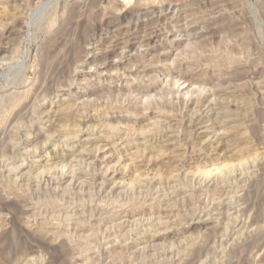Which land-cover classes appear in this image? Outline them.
Masks as SVG:
<instances>
[{"label":"rangeland","instance_id":"374dc122","mask_svg":"<svg viewBox=\"0 0 264 264\" xmlns=\"http://www.w3.org/2000/svg\"><path fill=\"white\" fill-rule=\"evenodd\" d=\"M0 151V264H264V0H0Z\"/></svg>","mask_w":264,"mask_h":264},{"label":"bare ground","instance_id":"6f19581e","mask_svg":"<svg viewBox=\"0 0 264 264\" xmlns=\"http://www.w3.org/2000/svg\"><path fill=\"white\" fill-rule=\"evenodd\" d=\"M77 1H78V0H77ZM83 1H84V0H83ZM91 1H92V0H91ZM166 1H167V0H166ZM52 2H53V1H52ZM65 3H66V2H65ZM68 3H69V2H68ZM77 4H78V3H77ZM82 9H83V8H82ZM107 9H108V8H107ZM20 10H21V9H20ZM2 12H3V11H2ZM79 12H80V11H79ZM17 14H18V13H17ZM62 14H63V13H62ZM74 14H75V13H74ZM77 14H78V13H77ZM77 14H76V16H77ZM122 16H123V15H122ZM68 17H69V16H68ZM72 17H73V16H72ZM77 17H78V16H77ZM15 18H16V17H15ZM122 18H123V17H122ZM7 19H8V18H7ZM73 19H74V18H73ZM120 19H121V18H120ZM112 21H113V20H112ZM5 22H6V21H5ZM116 22H118V21H116ZM72 24H74V23H72ZM111 24H112V23H111ZM63 26H64V25H63ZM111 26H112V25H111ZM115 26H117V25H115ZM117 27H118V26H117ZM119 27H120V26H119ZM112 30H113V29H112ZM117 30H118V29H117ZM117 30H116V31H117ZM114 31H115V30H114ZM120 31H121V30H120ZM115 37H116V36H115ZM117 39H118V38H117ZM118 40H119V39H118ZM94 44H95V43H94ZM127 44H128V43H127ZM129 45H130V44H129ZM127 46H128V45H127ZM113 47H114V46H113ZM128 47H129V46H128ZM130 47H131V46H130ZM116 48H117V47H116ZM126 55H127V54H126ZM49 58H50V57H49ZM122 58H123V57H122ZM126 58H127V57H126ZM55 59H56V58H55ZM65 60H66V59H65ZM47 61H48V60H47ZM53 61H54V60H53ZM56 61H57V60H56ZM54 62H55V61H54ZM66 62H67V61H66ZM55 63H56V62H55ZM56 64H57V63H56ZM62 64H63V63H62ZM48 71H49V70H48ZM50 71H52V70H50ZM53 71H54V70H53ZM112 72H114V70H113ZM117 72H118V71H117ZM10 73H11V72H10ZM61 73H62V72H61ZM7 75H8V74H7ZM17 75H19V74H17ZM17 75H15V76H17ZM57 76H58V75H57ZM59 77H60V76H59ZM13 78H14V77H13ZM18 78H19V77H18ZM45 78H46V77H45ZM37 79H38V78H37ZM37 79H36V80H37ZM42 79H43V78H42ZM9 80H10V79H9ZM12 81H13V80H12ZM37 82H38V81H37ZM174 83H175V82H174ZM186 83H187V82H186ZM13 86H14V85H13ZM29 86H30V84H29ZM45 86H46V85H45ZM49 86H50V85H49ZM175 86H176V85H175ZM19 87H20V86H19ZM200 87H201V86H200ZM28 88H29V87H28ZM36 88H37V87H36ZM65 88H66V87H65ZM200 89H201V88H200ZM204 89H205V88H204ZM29 90H30V89H29ZM37 90H38V92H39V89H37ZM17 91H18V90H17ZM17 91H16V95H17L18 98H19L18 101H20V100H22L23 97H25V96H24V93H25V92H22L21 90L18 91V92H17ZM29 92H30V91H29ZM29 92H28V94H29ZM34 92H35V91H34ZM41 92H43V91L41 90ZM35 93H36V92H35ZM216 93H217V92H216ZM39 94H40V93H39ZM39 94H38V95H39ZM58 94H59V93H58ZM34 95L36 96V94H34ZM212 96H213V95H212ZM5 97H6V96H5ZM21 97H22V98H21ZM84 97H85V96H84ZM34 98H35V97H34ZM37 98H38V97H37ZM15 99H16V98H15ZM208 99H209V98H208ZM208 99H207V100H208ZM8 100H9V99H8ZM77 100H78V99H77ZM207 100H204V101L207 102ZM202 101H203V100H202ZM223 101H224V100H223ZM191 102H192V101H191ZM208 102H209V103H208V106H207V107L210 108V107H211V104H212V102H213V100L210 101V99H209ZM224 102H225V101H224ZM224 102H223V103H224ZM6 103H7V102H6ZM63 103H64V102H63ZM63 103H61V104H63ZM195 103H196V102H195ZM85 104H86V103H85ZM196 104H197V103H196ZM204 104H205V103H204ZM204 104L202 105V107L204 106ZM29 105H32V104H29ZM50 105H51V104H50ZM70 105H71V104H70ZM72 105H74V104H72ZM187 105H188V104H187ZM220 105H221V104H220ZM7 106H8V105H7ZM52 106H53V105H52ZM52 106H51V109H50V110L47 111V109H46V111H47V112H46V113H47L46 115H50V113H52V111H51V110H53V109H52V108H53ZM58 106H59V105H58ZM65 106L68 107L69 105H66V104H65ZM82 106H83V105H82ZM195 106H196V105H195ZM195 106H194V108H196ZM197 106H198V104H197ZM216 106H217V104H216ZM38 107H39V106H38ZM60 107H61V106H60ZM60 107H59V108H60ZM62 107H63V106H62ZM86 107L88 108V104H87ZM205 107H206V106H205ZM223 107H224V105H223ZM223 107H222V109H223ZM27 108H29V107H27ZM27 108H26V109H27ZM48 108H49V107H48ZM64 108H65V107H64ZM77 108H78V107H77ZM77 108H76V109H77ZM84 108H85V106H84ZM212 108H213V106H212ZM216 108H217V107H216ZM225 108H226V107H225ZM13 109H14V108H13ZM26 109H25V110H26ZM29 109H30V108H29ZM29 109H28V110H29ZM56 109H58V108H56ZM66 109H67V108H66ZM76 109H75V111H77V113H78V112L80 111V109H81V110L83 109V107H81V108L79 109V111L76 110ZM191 109H192V108H191ZM214 109H215V108H214ZM218 109H219V108H218ZM218 109H217V110H218ZM28 110H27V112H28ZM30 110H31V109H30ZM30 110H29V113H30ZM59 110H60V109H59ZM67 110H68V109H67ZM87 110H88V109H87ZM95 110H97V109H95ZM101 110H102V109H101ZM195 110H196V109H195ZM199 110H200V109H199ZM207 110H209V109H206V111H207ZM224 110H225V109H224ZM14 111H15V110H14ZM42 111H43V110H42ZM61 111H62V110H61ZM75 111H74V112H75ZM84 111H85V110H84ZM84 111H83V112H84ZM92 111H93V109H92ZM92 111H91V113H92ZM204 111H205V110H204ZM222 111H223V110H222ZM25 112H26V111H25ZM55 112H57V111H55ZM59 112H60V111H59ZM65 112H66V111L64 110V113H65ZM74 112H72V114H73ZM81 112H82V111H81ZM83 112H82V113H83ZM93 112H95V111H93ZM219 112H220V111H219ZM22 113H23V112H22ZM22 113H21L20 116H22ZM64 113H63V114H64ZM66 113H67V112H66ZM68 113H69V112H68ZM77 113H76V116H74L75 118L77 117ZM97 113H98V112H97ZM220 113L222 114V112H220ZM225 113H226V112H224V114H225ZM23 114H24V113H23ZM55 114H56V113H55ZM55 114H54V115H55ZM58 114H60V113H58ZM83 114H84V113H83ZM83 114H82V116H83ZM89 114H90V113H89ZM94 114H95V113H94ZM199 114H200V113H199ZM202 114H204V113H202ZM202 114H200V115H202ZM205 114H206V113H205ZM205 114H204V115H205ZM209 114H210V113H209ZM215 114H216V113H215ZM224 114H223V115H224ZM9 115H10V114H9ZM18 115H19V113H18ZM51 115H52V114H51ZM64 115H65V114H64ZM64 115L62 116V113H61V116H62L63 118L66 117V116H64ZM70 115H71V114H70ZM87 115H88V112H87ZM200 115H199V116H200ZM211 115H212V114H211ZM219 115H220V114H219ZM16 116H17V115H16ZM27 116H28V113H27ZM68 116H69V115H68ZM82 116H79V117H81V122H83V124H82L83 126H84L87 122H89V121L92 119V116H91V117H90V116H86V117L83 116V117H82ZM195 116H197V115H195ZM17 117H18V116H17ZM45 117H46V116H45ZM69 117H70V116H69ZM69 117H68V118H69ZM79 117H78V118H79ZM128 117H129V116H128ZM215 117H216V115H215ZM217 117H218V116H217ZM227 117H228V116H227ZM18 118H19V117H18ZM18 118H17V119H18ZM21 118H23V117H20V119H21ZM66 118H67V117H66ZM71 118H73V116H72ZM93 118H94V117H93ZM191 118H192V117H191ZM196 118H198V117H196ZM203 118L206 119L207 117L204 116ZM210 118H211V117H210ZM116 119H117V118H116ZM217 119H218V118H217ZM228 119H229V118H228ZM23 120H24V119H23ZM38 120H39V119H38ZM57 120H58V119H57ZM62 120H63V119H62ZM72 120H74V119H72ZM72 120H71V121H72ZM75 120H76V119H75ZM63 121H64V120H63ZM71 121H70V122H71ZM76 121H77V120H76ZM79 121H80V120H79ZM193 121H194V120H193ZM193 121H192L191 124H193ZM196 121H197V125H198V127L200 126V128L203 129V130H205V131L208 130L209 127H208L207 125L209 124V122H208V124L206 125L207 120H199V121L196 120ZM209 121H210V120H209ZM223 121H224V120H223ZM13 122H14V121H13ZM30 122H31V121H30ZM68 122H69V121H68ZM73 122H74V121H73ZM121 122H122V121H121ZM217 122H218V121H217ZM217 122H215V125L217 124ZM65 124H66V122H65ZM74 124L76 125V122H74ZM103 124H104V122H103ZM194 124L196 125V122H195V121H194ZM221 124H222V122H221ZM224 124H225V121H224ZM77 125H79V126H77ZM77 125H76V127L73 125V126H74L75 128H77V129L74 128L73 130H74L75 132L73 131L72 134L69 133L70 137H67V138L64 137L66 142H67V141H70V140H74V139H77V140H78L79 137H80L82 134H86V133H88V132L91 133V132H95V131H96L95 129H93V131H90V129H88V128L85 130L84 127H83L82 125L78 124V122H77ZM195 125H193V126H195ZM197 125H196V126H197ZM218 125H219V122H218ZM62 126L64 127V123L61 125V127H62ZM69 126H70V125H69ZM69 126H67V127H69ZM81 126H82V127H81ZM7 127H8V126H7ZM106 127H107V126H106ZM26 128H27V127H26ZM51 128H52V127H51ZM64 128H66V127H64ZM85 128H86V127H85ZM94 128H95V126H94ZM107 128H108V127H107ZM191 128H192V127H191ZM60 129H61V128H60ZM67 129H68V128H67ZM118 129H119V128H118ZM120 129H121V128H120ZM213 129H214V127H213ZM94 130H95V131H94ZM68 131H69V129H68ZM121 131H122V130H121ZM126 131H127V130H126ZM174 131H175V130H174ZM178 131H179V130H178ZM205 131H204V132H205ZM63 132H64V131H63ZM70 132H71V131H70ZM22 133H23V132H22ZM97 133H98V132H97ZM108 133H109V132H108ZM121 133H122V132H121ZM7 134H8V133H7ZM7 134H6V135H7ZM48 134H49V133H48ZM63 134H65V132H64ZM95 134H96V133H95ZM199 134L201 135V132H200ZM92 135H93V134H86V136H88V137H87V139L85 138V139H86L85 141H87V142L91 141V140H92V139H91V138H92ZM96 135H97V134H96ZM109 135H110V134H109ZM138 135H139V134H138ZM186 135H188V134H186ZM200 135H198V136H200ZM4 136H5V135H4ZM61 136H62V135H61ZM66 136H68V135H66ZM129 136H130V135H129ZM140 136H141V135H140ZM212 136H213V135H212ZM216 136H217V135H216ZM218 136H219V135H218ZM218 136H217V139L219 140L220 137H218ZM115 137H116V136H115ZM124 137H125V136H124ZM126 137H127V136H126ZM134 137H135V136H134ZM209 137H211V136H208L207 140H205V142L208 143V145H210V144L212 143V141H213L214 138H215V135L213 136L214 138H209ZM7 138H9V137H7ZM93 138H94V137H93ZM98 138H99V137H98ZM98 138H97V139H98ZM100 138H101V137H100ZM139 138H141V137H139ZM204 138H205V137H204ZM221 138H222V137H221ZM221 138H220V139H221ZM223 138H224V137H223ZM112 139H113V138H112ZM115 139H116V138H115ZM117 139H118V138H117ZM122 139H123V138H122ZM183 139H184V138H183ZM25 140H26V139H25ZM41 140H42V139H41ZM45 140H46V139H45ZM63 140H64V139H63ZM136 140H137V139H136ZM136 140H135V141H136ZM218 140H217V141H218ZM48 141H51V140H48ZM121 141H122V140H121ZM127 141H128V140H127ZM137 141H138V140H137ZM137 141H136V142H137ZM141 141H142V140H141ZM168 141H169V140H168ZM52 142H53V141H52ZM60 142H61V141H60ZM132 142H133V141H132ZM138 142H139V141H138ZM173 142H174V141H173ZM127 143H128V142H127ZM140 143H141V142H140ZM202 143H203V142H202ZM221 143H223V142H221ZM227 143H228V145L230 144V142H228V139H227ZM31 144H32V143H31ZM33 144H34V143H33ZM43 144H45V143H43ZM143 144H144V143H143ZM168 144H169V143H168ZM173 144H175V143H173ZM199 144H200V143H199ZM204 144H205V143H204ZM219 144H220V142L218 143V146H220ZM224 144H225V143H224ZM137 145H138V144H137ZM202 145H203V144H202ZM202 145H201V146H202ZM30 146H31V145H30ZM55 146H56V147H57V146L59 147V144H58V145H55ZM62 146L64 147V146H66V145H62ZM148 146H149V144H148ZM161 146H162V145H161ZM168 146H169V145H168ZM198 146H199V145H198ZM206 146H207V145H206ZM206 146H205V147H206ZM211 146H212V145H211ZM211 146H210V147H211ZM216 146H217V145H216ZM221 146H222V144H221ZM221 146H220V147H221ZM66 147H67V146H66ZM144 147H146V146H144ZM231 147H232V146H231ZM231 147H229V148H231ZM42 148H43V147H42ZM74 148H75V147H74ZM74 148H73V150H74ZM87 148H88V147H87ZM206 148H207V147H206ZM216 148H217V147H216ZM229 148L227 147L226 150H227V149L229 150ZM32 149H34V148H32ZM62 149H63V148H62ZM82 149H83V147H82ZM203 149H204V148H203ZM235 149H236V148H235ZM235 149H233V150H235ZM29 150H30V149H29ZM60 150H61V149H60ZM64 150H65V149H64ZM64 150H62V153H64V152H63ZM73 150H71V151H73ZM84 150H85V149H84ZM86 150H87V149H86ZM228 150H227V152H228ZM230 150H231V149H230ZM233 150L231 151V153L233 152ZM54 151H55V150H54ZM74 151H75V150H74ZM76 151H77V150H76ZM153 151H155V150H153ZM224 151H225V150H224ZM0 152H1V151H0ZM24 152H25V151H24ZM28 152H29V151H28ZM34 152H35V150H34ZM69 152H70V150H69L68 152H66V153H65V156H63V157L61 158V163H62V162H65V161H68V160L75 162V161H77V160L79 159V157H80L81 155H84L82 151H80V152L77 153V154H76L75 152L70 154ZM85 152H86V151H85ZM85 152H84V153H85ZM147 152H148V151H147ZM165 152H166V151H165ZM210 152H211V151H210ZM29 153H30V152H29ZM160 153H161V152H160ZM200 153H201V152H200ZM228 153H229V152H228ZM27 154H28V153H27ZM157 154H158V153H157ZM213 154H214V152H213ZM223 154H224V153H223ZM29 155H30V154H29ZM42 155H43V156H42ZM42 155H40V154H39L38 156L35 155V158H34L33 160H30L31 162H30L29 164H26V162H27L26 159H24V160L22 159V160H23V163H21V165L15 167L17 170L22 169V170L24 171V172L22 173V175H21V177L23 178V180H24V178H27V177L30 178V175H31V174H34V175L36 174L35 176H38V177L40 178V177L44 176L46 173H48V172H50V171H52V170L54 169L52 166H53V164L55 165L56 163L53 162V164H52L51 161L55 160L56 156L58 155V154L56 153V151H55V152H51V154H50V151H48L47 153H43ZM60 155H61V154H60ZM90 155H91V154H90ZM109 155H110V154H109ZM14 156H15V155H14ZM69 156H70V157H69ZM57 157H58V156H57ZM60 157H61V156H60ZM108 157H109V156H106V157H103V158L100 157L101 159H100V158H96L95 161H93V164H94L95 166L97 165L99 168H101L102 170H104V172H103L102 174H101V173H100V174L103 176V178H104L107 182H108V181H109V182L111 181V185H110V186L113 187V190H114V189H116V190L123 189L124 181H122V180L119 181V180L121 179V177H120L119 180H117V179L115 178L116 174H118V172L116 171L117 169H116V170L114 169L115 171H112V170H110L111 168H110V169L107 168L108 166L105 167V165H102L103 162H105V163L107 162V159H109ZM18 158H19V157H18ZM169 159H170V158H169ZM6 160H7V159H6ZM82 160H83V159H82ZM58 161H59V160H58ZM78 161H79V160H78ZM68 162H69V161H68ZM81 162H82V161H81ZM84 162H85V161H84ZM27 163H28V162H27ZM61 163H60V164H61ZM99 163H100V164H99ZM247 163H248V162H247ZM251 163H252V162H251V160H250V164H251ZM36 164H37V165H36ZM60 164H59V165H60ZM73 164H74V163H73ZM73 164H72V165H73ZM77 164H78V163H77ZM107 164H108V163H107ZM238 164H239V163H237V165L231 166L230 168L228 167L229 170L232 171L234 168H236V167H238V166H239V169H243V168H241V167H242V164H239V165H238ZM62 165H63V164H62ZM68 165H69V164H68ZM80 165H81V164H80ZM83 165H84V164H83ZM88 165H89V164H88ZM55 166H57V165H55ZM55 166H54V167H55ZM64 166H65V165H64ZM69 166H70V165H69ZM76 166H77V165H76ZM142 166H143V165H142ZM240 166H241V167H240ZM243 166H244V164H243ZM59 167H61V166H59ZM62 167H63V166H62ZM62 167H61V168H62ZM72 167H73V166H72ZM87 167H88V166H87ZM89 167H90V165H89ZM98 167H97V169H98ZM245 167H246V166H245ZM61 168H60V169H61ZM67 168H68V166H67ZM75 168H76V167H75ZM75 168H74V169H75ZM78 168H79V167H78ZM247 168H248V167H247ZM56 169H57V168H56ZM63 169H64V168H63ZM70 169H71V168H70ZM223 169H225V167H224ZM54 170H55V169H54ZM54 170H53V171H54ZM65 170H66V169H65ZM71 170H72V169H71ZM76 170H77V168H76ZM86 170H87V169H86ZM91 170H92V169H91ZM98 170H99V169H98ZM229 170H228V171H229ZM236 170H237V169H236ZM93 171H94V170H93ZM121 171H122V170H121ZM121 171H120V172H121ZM233 171H234V170H233ZM69 172H70V171H69ZM101 172H102V171H101ZM120 172H119V173H120ZM207 172H208V171H207ZM207 172H203V173H201V174H199V175H197V176L202 177L203 179H204V178H208V179H209L208 176L211 174V173H210L211 171H210L209 173H207ZM54 173H55V172H54ZM63 173H64V172H63ZM67 173H68V172H67ZM67 173H66V174H67ZM71 173H72V172H71ZM94 173H95V171L92 173L93 176H94ZM221 173H222V172H221ZM224 173H226V171H225ZM231 173H232V172H231ZM61 174H62V173H61ZM66 174H64V175H66ZM98 174H99V173H98ZM217 174H218V173H217ZM28 175H29V176H28ZM51 175H52V174H51ZM101 175H99V176H101ZM225 175H226V174H225ZM32 176H33V175H32ZM35 176H33V177H34V178H33L34 181H35V178H36V179H39V178H37V177H35ZM57 176H58V175H57ZM67 176H68V175H67ZM74 176H75V175H74ZM102 176H101V177H102ZM197 176H196V177H197ZM21 177H20V178H21ZM45 177H46V176H45ZM50 177H51V176H50ZM52 177H53V176H52ZM55 177H56V176H55ZM55 177H54V178H55ZM60 177H61V176H60ZM65 177H66V176H65ZM199 177H198V178H199ZM31 178H32V177H31ZM72 178H73V177H72ZM72 178H71V181H73ZM79 178H80V177H79ZM103 178H102V179H103ZM122 178H123V177H122ZM18 179H19V178H18ZM27 179H28V178H27ZM27 179H26V180H27ZM40 179H41V178H40ZM51 179H52V178H51ZM123 179H124V178H123ZM155 179H158V178H155ZM210 179H211V178H210ZM11 180H12V179H11ZM26 180H25V181H26ZM60 180H61V179H60ZM206 180H207V179H206ZM4 181H5V180H4ZM20 181H21V180H20ZM25 181H24V182H25ZM36 181H37V180H36ZM43 181H44V180H43ZM86 181H88V180H86ZM102 181H103V180H102ZM106 181H105V182H106ZM203 181H204V180H203ZM28 182H29V180H28ZM30 182H31V181H30ZM52 182H53V181H52ZM54 182H55V181H54ZM57 182H58V180H57ZM57 182H55V183H57ZM77 182H79V180H78ZM77 182H76V184H78ZM80 182H81V181H80ZM105 182H104V183H105ZM158 182H159V181H158ZM1 183H2V182H1ZM10 183H11V182H10ZM15 183H16V182H15ZM34 183H36V182H34ZM39 183H40V182H39ZM39 183H38V184H39ZM49 183H50V181H49ZM62 183H63V182H62ZM68 183H70V181H68ZM85 183H86V182H85ZM98 183H99V182H98ZM101 183H102V186H103L104 183H103V182H101ZM5 184H6V183H5ZM12 184H13V182H12ZM23 184H26V183H23ZM23 184H22V185H23ZM60 184H61V183H60ZM71 184H72V183H71ZM80 184H81V183H80ZM83 184H84V183H83ZM83 184H81V185H83ZM99 184H100V183H99ZM108 184H109V183H108ZM205 184H206V183H205ZM10 185H11V184H10ZM14 185H15V184H14ZM27 185H28V184H27ZM33 185H34V184H33ZM69 185H70V184H69ZM100 185H101V184H100ZM125 185H126V184H125ZM140 185H141V184H140ZM215 185H216V184H215ZM4 186H5V185H4ZM23 186H24V185H23ZM31 186H32V185H31ZM108 186H109V185H108ZM131 186H132V185H131ZM138 186H139V185H138ZM162 186H163V185H162ZM162 186H161V187H162ZM200 186H201V185H200ZM7 187H8V185H7ZM7 187H6V189H7ZM9 187H10V186H9ZM13 187H14V186H12V188H13ZM19 187H20V186H19ZM21 187H22V186H21ZM28 187H30V186H28ZM34 187H36V186H34ZM57 187H58V186H57ZM57 187H56V190H58ZM106 187H107V186H106ZM112 187H111V188H112ZM125 187H126V186H125ZM140 187H141V186H140ZM157 187H158V186H157ZM159 187H160V186H159ZM1 188H2V187H1ZM10 188H11V187H10ZM10 188H9V193H10V190L12 189V188H11V189H10ZM22 188H23V187H22ZM22 188H21V189H22ZM36 188H37V187H36ZM70 188H71V187H70ZM204 188H205V187H204ZM209 188H210V187H209ZM3 189H4V188H3ZM16 189H17V188H16ZM34 189H35V188H34ZM44 189H45V188H44ZM52 189H53V188H52ZM52 189H51V191H53ZM78 189H79V188H78ZM97 189H98V188H97ZM127 189H128V188H127ZM132 189H133V188H132ZM161 189H162V188H161ZM161 189H160V190H161ZM214 189H215V188H214ZM24 190H25V187H24ZM24 190H23V191H24ZM32 190H33V189H32ZM42 190H43V189H42ZM54 190H55V189H54ZM56 190H55V192H56ZM63 190H65V189L63 188ZM109 190H110V189H109ZM109 190H108V191H109ZM137 190H138V189H137ZM217 190H218V189H217ZM1 191H3V190H1ZM11 191H12V190H11ZM13 191H15L14 188H13ZM25 191H26V190H25ZM70 191H71V190H70ZM80 191H81V190H80ZM108 191H107V192H108ZM4 192H6V190L3 191V193H4ZM19 192H20V191H19ZM57 192H58V191H57ZM78 192H79V191H78ZM87 192H88V191H87ZM98 192H99V190H98ZM146 192H147V191H146ZM169 192H170V191H169ZM174 192H175V191H174ZM15 193H16V192H15ZM21 193H23V192H21ZM37 193H38V192H37ZM85 193H86V192H85ZM89 193H90V192H89ZM89 193H88V194H89ZM115 193H116V192H114V194H115ZM144 193H145V191H144ZM162 193H163V192H162ZM162 193H160V194H162ZM13 194H14V193H13ZM51 194H52V193H51ZM128 194H129V192H128ZM5 195H6V194H5ZM21 195H22V194H21ZM25 195H26V194H25ZM25 195H24V196H25ZM45 195H46V194H45ZM47 195H49V194H47ZM84 195H85V194H84ZM136 195H137V194H136ZM136 195H135V196H136ZM173 195H174V194H173ZM8 196H9V195H8ZM19 196H20V195H19ZM27 196H28V195H27ZM29 196H30V195H29ZM93 196H94V195H93ZM109 196H110V195H109ZM120 196H121V195H120ZM125 196H126V194H125ZM125 196H124V197H125ZM135 196H134V197H135ZM140 196H141V195H140ZM156 196H157V195H156ZM164 196H165V195H164ZM61 197H63V196H61ZM89 197H90V196H89ZM134 197H133V198H134ZM170 197H171V196H170ZM35 198H36V197H35ZM37 198H38V196H37ZM106 198H107V196H106ZM122 198H123V197H122ZM133 198H132V199H133ZM138 198H140V197H138ZM145 198H146V197H145ZM159 198H160V197H159ZM167 198H168V197H167ZM9 199H10V198H9ZM9 199H8V200H9ZM32 199H33V198H32ZM45 199H46V198H45ZM45 199H43V200H45ZM55 199H56V198H55ZM68 199H69V198H68ZM100 199H101V198H100ZM116 199H117V198H116ZM119 199H120V198H119ZM127 199H128V198H127ZM153 199H154V198H153ZM161 199H162V198H160V200H161ZM173 199H174V198H173ZM52 200L54 201V198H53ZM130 200H131V198L129 199V201H130ZM160 200L158 199L159 202H161ZM31 201H32V200H31ZM50 201H51V200H50ZM53 201H52V202H53ZM102 201H103V200H102ZM115 201H116V200H115ZM117 201H118V200H117ZM119 201H120V200H119ZM133 201H134V200H133ZM150 201H151V200H150ZM153 201H154V200H153ZM176 201H177V200H176ZM17 202H18V201H17ZM27 202H28V201H27ZM38 202H40V201H38ZM45 202H46V201H45ZM45 202H44V203H45ZM100 202H101V200H100ZM109 202H110V201H109ZM112 202H113V201H112ZM55 203H56V201H55ZM98 203H99V202H98ZM120 203H121V202H120ZM126 203H127V202H126ZM130 203H131V202H130ZM151 203H152V202H151ZM153 203H154V202H153ZM26 204H27V203H26ZM28 204H29V203H28ZM34 204H35V203H34ZM39 204H40V203H39ZM50 204H51V203H50ZM154 204H155V203H154ZM11 205H12V203H11ZM36 205H37V204H36ZM54 205H55V204H54ZM56 205H57V204H56ZM56 205H55V207H56ZM98 205H99V204H98ZM114 205H115V204H114ZM123 205H124V204H123ZM131 205H132V204H131ZM41 206H44V205H41ZM45 206H46V204H45ZM45 206H44L43 208H45ZM52 206H53V205H52ZM100 206H101V205H100ZM120 206H122V205H120ZM120 206H119V207H120ZM62 207H63V206H62ZM96 207H97V205H96ZM159 207H160V206H159ZM161 207H162V206H161ZM165 207H166V206H165ZM174 207H175V206H174ZM28 208H29V207H28ZM40 208H42V207H40ZM78 208H79V207H78ZM137 208H138V207H137ZM34 209H35V208H34ZM87 209H88V208H87ZM101 209H102V208H101ZM121 209H122V208H121ZM169 209H170V208H169ZM31 210H32V209H31ZM36 210H37V209H36ZM41 210H42V209H41ZM45 210H47V209H45ZM74 210H75V209H74ZM93 210H94V209H93ZM116 210H117V209H116ZM118 210H119V209H118ZM170 210H171V209H170ZM172 210H173V209H172ZM60 211H61V210H60ZM106 211H107V210H106ZM140 211H141V210H140ZM158 211H159V210H158ZM31 212H32V211H31ZM36 212H38V211H36ZM42 212H43V211H42ZM33 213H34V212H33ZM44 213H45V212H44ZM60 213H61V212H60ZM66 213H67V212H66ZM72 213H73V212H72ZM110 213H112V211H111ZM132 213H133V212H132ZM161 213H162V212H161ZM38 214H39V213H38ZM54 214H55V213H54ZM58 214H59V213H58ZM75 214H76V213H75ZM162 214H163V213H162ZM167 214H168V213H167ZM46 215H47V214H46ZM51 215H52V214H51ZM51 215H50V216H51ZM61 215H62V214H61ZM66 215H68V214H66ZM106 215H107V214H106ZM136 215H137V214H136ZM142 215H143V214H142ZM145 215H146V214H145ZM148 215H151V214H148ZM43 216H44V215H43ZM58 216H59V215H58ZM71 216H72V215H70V219H71ZM74 216H76V215H74ZM80 216H81V215H80ZM108 216H109V215H108ZM151 216H152V215H151ZM160 216H161V215H160ZM169 216H170V218H171V215H169ZM47 217H48V216H47ZM47 217H46V218H47ZM66 217H67V216H66ZM76 217H78V216H76ZM84 217H85V216H84ZM101 217H102V216H101ZM126 217H127V216H126ZM139 217H140V216H139ZM165 217H166V216L164 215V218H165ZM27 218H28V217H27ZM27 218H26V219H27ZM31 218H32V217H31ZM39 218H40V217H39ZM46 218H45V219H46ZM48 218H49V217H48ZM50 218H51V217H50ZM50 218H49V219H50ZM52 218H54V217H52ZM52 218H51V219H52ZM79 218H80V217H79ZM140 218H141V217H140ZM143 218H144V217H143ZM157 218H158V217H157ZM157 218H156V219H157ZM170 218H168V219H170ZM196 218H197V217H196ZM199 218H201V217H199ZM35 219H36V218H35ZM43 219H44V218H43ZM45 219H44V220H45ZM70 219H69V220H70ZM76 219H77V218H76ZM89 219H90V218H89ZM89 219H88V220H89ZM156 219H155V220H156ZM32 220H33V219H32ZM66 220H68V219H66ZM66 220H65V221H66ZM69 220H68V221H69ZM81 220H82V219H81ZM122 220H123V219H122ZM122 220H121V222H122ZM134 220H135V219H134ZM146 220H147V219H146ZM148 220H149V219H148ZM152 220H153V219H152ZM158 220H159V219H158ZM170 220H171V219H170ZM34 221H35V220H34ZM45 221L47 222V220H45ZM45 221H44V222H45ZM52 221H53V220H52ZM63 221H64V219H63ZM63 221H62V223H63ZM68 221H67V222H68ZM74 221H75V219H74ZM76 221H77V220H76ZM127 221H128V220H127ZM149 221H150V220H149ZM159 221H161V220H159ZM159 221H158V223H159ZM165 221H166V220H165ZM25 222H26V221H25ZM46 222H45V223H46ZM48 222H50V220H49ZM48 222H47V223H48ZM85 222H86V221H85ZM135 222H136V221H135ZM156 222H157V221H156ZM35 223H36V222H35ZM47 223H46V224H47ZM57 223H60V222H57ZM114 223H115V222H114ZM148 223H149V222H148ZM46 224H45V225H46ZM125 224H126V223H125ZM128 224H129V223H127V225H128ZM161 224H162V223H161ZM240 224H241V223H240ZM33 225H34V224H33ZM39 225H40V224H39ZM43 225H44V224H43ZM55 225H56V224H55ZM81 225H82V224H81ZM97 225H98V224H97ZM113 225H114V224H113ZM116 225H117V224H116ZM40 226H41V225H40ZM48 226H50V225L48 224ZM77 226H79V225L77 224ZM106 226H108V228H109L111 225L109 226V224H108V225H106ZM117 226H118V225H117ZM138 226H139V225H138ZM32 227H34V226H32ZM53 227H54V226H53ZM61 227H62V226H61ZM79 227H80V226H79ZM98 227H99V226H98ZM111 227H112V226H111ZM111 227H110V228H111ZM120 227H121V226H120ZM124 227H125V225H124ZM128 227H129V226H128ZM144 227H145V226H144ZM3 228H4V227H3ZM40 228H42V230H43V227H42V226H41ZM45 228H46V227H45ZM45 228H44V229H45ZM55 228H56V227H55ZM58 228H59V227H58ZM95 228H96V227H95ZM116 228H117V227H116ZM121 228H123V225H122ZM239 228H240V227H239ZM1 229H2V228H1ZM5 229H6V228H5ZM92 229H93V228H92ZM99 229H100V228H99ZM105 229H106V228H105ZM105 229H104V230H105ZM35 230H36V229H35ZM39 230H40V229H39ZM54 230H55V229H54ZM57 230H58V229H57ZM107 230H108V229H107ZM113 230H114V229H113ZM113 230H111V231L113 232ZM115 230H117V229H115ZM244 230H245V229H244ZM40 231H41V230H40ZM64 231H65V230H64ZM127 231H128V230H127ZM53 232H54V231H53ZM123 232H124V231H123ZM39 233H40V232H39ZM42 233H43V232H42ZM45 233H46V232H45ZM49 233H51V231H49ZM47 235H48V234H47ZM56 235H57V234H56ZM58 235H59V234H58ZM97 235H98V232H97ZM106 235H107V234H106ZM49 236H50V235H49ZM49 236H48V237H49ZM62 236H64V235L62 234ZM71 236H72V235H71ZM79 236H80V235H79ZM89 236H90V235H89ZM89 236H87V237H89ZM99 236H100V235H99ZM151 236H152V235H151ZM14 237H15V236H14ZM56 237H58V236H56ZM56 237H55V238H56ZM85 237H86V236H85ZM87 237H86V238H87ZM90 237H91V236H90ZM111 237H112V236H111ZM7 238H8V237H7ZM53 238H54V236H53ZM59 238H61V237H59ZM64 238H65V237H64ZM93 238H94V236H93ZM93 238H91L90 241H92ZM108 238H109V237H108ZM240 238H241V237H240ZM57 239H58V238H57ZM61 239H62V238H61ZM66 239H67V238H66ZM84 239H85V238H84ZM89 239H90V238H89ZM89 239H88V240H89ZM95 239H96V238H95ZM99 239H101V238H99ZM6 240H7V239H6ZM55 240H56V239H55ZM57 241H58V240H57ZM62 241H63V240H62ZM68 241H69V240H68ZM82 241H83V240H82ZM84 241H85V240H84ZM93 241H94V239H93ZM96 241H97V240H96ZM96 241H95V242H96ZM70 242H71V241H70ZM79 242H81V241H79ZM101 242H102V241H101ZM19 243H20V242H19ZM55 243H57V242H55ZM85 243H86V242H85ZM87 243H88V241H87ZM17 244H18V243H17ZM72 244H73V243H72ZM11 245H13V244H11ZM19 245H20V244H19ZM56 245H57V244H56ZM91 245H92V244H91ZM88 246H89V245H88ZM68 247H69V246H68ZM85 247H86V246H85ZM110 247H112V246H110ZM69 248H70V247H69ZM72 248H73V247H72ZM72 248H71V249H72ZM81 248H82V247H81ZM107 248H108V247H107ZM74 249H75V248H74ZM105 249H106V248L104 247V250H105ZM72 250H73V249H72ZM87 250H88V249H87ZM89 250H90V249H89ZM125 250H126V249H125ZM145 250H146V249H145ZM90 251H91V250H90ZM105 251H106V250H105ZM112 251H113V250H112ZM131 251H132V250H131ZM136 252H137V251H136ZM109 255H110V254H109ZM132 255H133V254H132ZM140 255H141V254H140ZM116 257H117V256H116ZM108 258H109V257H108ZM117 258H118V257H117ZM135 258H136V257H135ZM111 259H112V258H111ZM24 260H26V259H24ZM27 261H28V260H27ZM27 261H25L24 263H26ZM113 261H114V260H113ZM113 261H112V262H113ZM114 262H115V261H114ZM136 262H137V261H136ZM29 263H30V262H29ZM107 263H108V262H107ZM143 264H144V263H143Z\"/></svg>","mask_w":264,"mask_h":264}]
</instances>
